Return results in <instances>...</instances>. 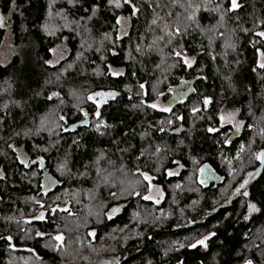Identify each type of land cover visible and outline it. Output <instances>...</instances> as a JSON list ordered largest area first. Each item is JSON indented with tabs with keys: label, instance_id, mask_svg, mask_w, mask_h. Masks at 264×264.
<instances>
[{
	"label": "trees",
	"instance_id": "16d2710c",
	"mask_svg": "<svg viewBox=\"0 0 264 264\" xmlns=\"http://www.w3.org/2000/svg\"><path fill=\"white\" fill-rule=\"evenodd\" d=\"M120 2L0 0L15 48L0 63V264H264V143L238 154L264 131V0L230 12L231 0ZM119 15L129 29L117 39ZM62 42L66 56L46 63ZM180 80L188 97L168 113L150 107ZM230 111L243 128L226 144L218 115ZM86 115L88 127L63 133ZM204 164L223 179L215 189L197 183ZM141 172L159 204L141 195Z\"/></svg>",
	"mask_w": 264,
	"mask_h": 264
},
{
	"label": "rangeland",
	"instance_id": "374dc122",
	"mask_svg": "<svg viewBox=\"0 0 264 264\" xmlns=\"http://www.w3.org/2000/svg\"><path fill=\"white\" fill-rule=\"evenodd\" d=\"M118 17L122 18V20L125 21V23L118 25L117 31H116V37L119 36L120 38H122L128 32L129 20L124 15H119ZM0 28H2L4 30V36H3V40H2V43L0 46V63L3 64L9 60L11 55L15 52V48L13 47L12 35H11L9 29L7 28L6 24H5V18H3V26H0ZM105 38L106 37H103V41L106 44L110 43V38H108V39H105ZM54 49H55V51H52V57L50 59V61H51L50 65H54V64L58 63L61 59H63L66 56V54L68 52L67 47L64 44V42L57 45ZM261 54L262 53H260V56H261ZM187 59L193 61V59H191V58H187ZM184 62H185V60H184ZM111 73L115 75L116 73H119V71L111 69ZM179 84H180L179 86L172 87L169 90L167 96H164L163 94L158 95V97L155 98L150 103V107H151V105H156V107H151V108L155 109L157 111H162V112L168 113L171 110L172 106L174 104H176L177 102H180L185 97L186 93L189 90H191V85L188 81L180 80ZM194 105H197V104H194ZM193 109H196V111H197L198 107L195 106L194 108H192V113H194ZM222 116L225 118L223 121H221V119H220V117H222ZM218 121H219V127H225V126L229 127V130L226 133V139H225L226 144H228V142L232 138L238 136V134L240 133V131L243 128V121L238 118V112L237 111H230V112H226V113H221L220 115H218ZM237 124H239V131L236 130ZM257 134H259V135H249L247 142L241 143L239 145L238 154H239V152H241L243 157H245V156H247L246 152L249 153V151H250V144L253 145L254 142H256V141H260V142L264 143L263 128H261V127L257 128ZM14 151H15L16 156L20 157V159L17 158L20 162H21V160H24L26 164L28 163V157L24 153L22 147H16V148H14ZM256 153H257V151L255 152V154ZM260 153H261V151H260ZM238 154L234 155L233 159H237ZM25 163H23V164H25ZM150 180H146L148 183V190L145 191L144 193L142 192L141 195H143V198L146 195H151L152 198L148 199V201H152L154 204H159L163 198V193L159 187L152 185ZM149 186H151V192H149ZM48 187H50L49 183H48ZM223 194H224V192H221V195H223ZM226 194H227V192H226ZM60 209H65V206L60 207ZM114 209H115V211H113ZM119 209H120V206L112 207L107 213L108 217L114 216V214L117 213ZM203 238L204 237L197 239L195 241V243L198 240L203 239ZM111 263L112 262H109V261H101L100 264H111Z\"/></svg>",
	"mask_w": 264,
	"mask_h": 264
},
{
	"label": "snow or ice",
	"instance_id": "6c2138e0",
	"mask_svg": "<svg viewBox=\"0 0 264 264\" xmlns=\"http://www.w3.org/2000/svg\"><path fill=\"white\" fill-rule=\"evenodd\" d=\"M70 2H71V0H70ZM173 2H175V0H173ZM123 3L124 4H131L132 3V0H123ZM109 4L110 5H114L116 8L121 7L120 0H109ZM188 7L189 8H192V12L188 15L187 19L188 20H194V18H195V12H196L198 6H193L191 3H189L188 4ZM239 7H240V5L238 4L237 0H231L230 7L227 9V11H229V12L230 11H234L235 9H237ZM217 8H219V5H217ZM93 12H95V9H93ZM137 12H138V9L135 7V5H132V15L135 16L137 14ZM221 19H223V16H221ZM122 23H125V21H123L122 18L117 17L116 24L117 25H121ZM152 23L155 24L156 23V20H153ZM0 26H3V17H0ZM166 34L168 36H170V37L173 35L172 32H167ZM176 34H180L179 26L176 27ZM255 34L258 35V36H260L262 39H264V31L256 32ZM116 38L119 39L120 37L117 36ZM52 51H55V49H53ZM175 54L177 56H180L181 55L179 52H175ZM184 60H185V63L186 64H188L189 66L191 65V63H192L191 60H189L187 58H184ZM46 63H49L50 64L51 61H47ZM258 67L264 68V54H261V59H260V61H258ZM116 74H119V73H116ZM140 87L143 88L144 86L143 85H140ZM53 95H55V93ZM95 95H97V96H105V95H112V94L111 93H107V94L106 93H96ZM92 98H93L92 96H89L88 97V99H90V100ZM208 103H209V100L207 98H205L204 104L207 105ZM151 107H156V105H151ZM193 111L195 112L196 109H193ZM61 119H63V117H61ZM220 119H221V121H223L225 118L222 116V117H220ZM169 123H171V121H169ZM236 130L239 131V124L236 125ZM161 131H163V129H161ZM208 131L209 132H213V131H215V129L214 128H209ZM9 147H11V145H9ZM159 151H160V149L157 148V152H159ZM261 156H264V153L258 154L257 155V159H260ZM17 158L20 159V157H17ZM21 163H25V161L24 160H21ZM25 166H27L26 163H25ZM140 175L143 176L145 180H150L151 179L146 173L141 172ZM246 183H247V181H245V184ZM243 187H244V185L242 184L241 185V188H243ZM149 192H151V186H149ZM244 195L247 196L248 193L245 192ZM151 198H152L151 195L144 196V199H146V200L151 199ZM248 209H249V212L258 211L256 205L255 204H252V203H249L248 204ZM113 211H115V209ZM247 218L248 217L245 216V219H247ZM37 235H40V233H37ZM89 235H92V233H89ZM211 235H214V234L213 233H210L209 236H211ZM208 238L209 237L206 236L203 239L198 240L197 243L203 245ZM54 239H56L57 241H60V240L63 239V237L56 236V237H54ZM195 246L196 245H191V247H195ZM181 247H183V245H181ZM246 264H251V262L250 261H247Z\"/></svg>",
	"mask_w": 264,
	"mask_h": 264
},
{
	"label": "water",
	"instance_id": "95a60500",
	"mask_svg": "<svg viewBox=\"0 0 264 264\" xmlns=\"http://www.w3.org/2000/svg\"><path fill=\"white\" fill-rule=\"evenodd\" d=\"M1 17V15H0ZM191 93V90H189L185 97H188ZM110 100L109 99V96H106L102 99V102L101 103H98L97 104V111L102 107V105H104L106 103V101ZM89 119H90V116L89 115H86L82 121L80 122H77L73 125H70L68 127H66L64 130H63V133L64 134H67V133H73L77 128H84V127H88L89 126ZM264 153V151H263ZM263 164H264V156H261V160H260V165L257 169V173L256 175H258V173L260 172V170L262 169L263 167ZM197 183L203 188V189H207L211 184H213L212 188L215 189L220 183L221 181L223 180L222 177L218 176L214 170L207 164H204L200 167L199 169V172L197 174ZM197 224V223H196ZM196 224H193V225H189V226H186V227H183L181 228L180 230L182 229H185V228H189V227H193L195 226Z\"/></svg>",
	"mask_w": 264,
	"mask_h": 264
}]
</instances>
